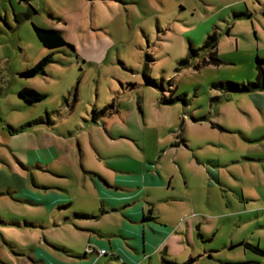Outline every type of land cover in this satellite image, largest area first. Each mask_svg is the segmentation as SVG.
<instances>
[{"label": "rangeland", "instance_id": "rangeland-1", "mask_svg": "<svg viewBox=\"0 0 264 264\" xmlns=\"http://www.w3.org/2000/svg\"><path fill=\"white\" fill-rule=\"evenodd\" d=\"M131 1L0 0V264H38L34 253L45 255L38 247L48 249L46 236L80 254L99 253L100 246L89 240L96 236L92 229L109 220L116 230L123 214L99 215L96 181L117 191L113 180L108 184L100 175L140 176L145 162L162 182L173 178L180 198L157 204L172 229L168 254L158 252L137 264H182L191 258L195 264H264V255L252 247L226 246L243 239L264 247V89L225 88L258 77L264 0ZM33 23L65 31L75 48L48 49ZM214 33L213 51L203 44ZM47 54L53 61L44 72L23 74ZM25 86L46 97L25 102L19 94ZM113 104L117 112L109 114ZM60 117L77 133L54 135L51 127L67 131ZM52 136L76 156L79 181L36 164V155L48 156L41 145ZM240 191L253 196L243 199ZM35 192L63 194L70 203L63 215L88 208L98 216L79 221L87 231L75 225L32 228L35 220L53 223L56 213L36 204ZM26 221L31 225L24 226ZM113 239L142 257L123 236ZM56 255L78 261L63 251ZM97 260L91 264H106L103 257Z\"/></svg>", "mask_w": 264, "mask_h": 264}, {"label": "crops", "instance_id": "crops-1", "mask_svg": "<svg viewBox=\"0 0 264 264\" xmlns=\"http://www.w3.org/2000/svg\"><path fill=\"white\" fill-rule=\"evenodd\" d=\"M120 3H130L133 2L131 0H118ZM65 33V31H64ZM56 110V109H55ZM54 110V111H55ZM113 114V113H112ZM52 115V114H51ZM49 117V123L52 125L55 123V120L51 117ZM66 121V118L60 117V123L63 124L67 128V133L63 132L62 130H59V128L55 129L51 127V131L54 132L57 136H62L64 138H67L69 136H73L76 132L75 127L68 122L63 123L62 121ZM48 123V124H49ZM94 124H99V121L94 122ZM60 126V127H63ZM73 128V129H72ZM83 128V127H79ZM42 148L47 152L48 156L46 155H36L37 161L36 164L41 166L45 171L51 172L53 175L56 176H70L75 181H79L81 173L79 169L74 168L75 166L73 162L77 159L74 153L70 154L67 153V150L63 148L57 140L52 136L50 138V141L47 145H41ZM81 150V149H80ZM64 162H60L61 159H64ZM53 162V166H49ZM66 164V165H63ZM66 167H69V170L66 169ZM143 174L140 176H126V175H117L114 177V179L111 178H105V176L102 174L100 175L108 184L109 182H112L110 180H113L114 185L117 186V191H111L105 189L98 181H96V186L100 192V195L102 196L101 204L102 209L99 212V215L104 213H111L113 214V217L116 219H119L117 215L114 216V214H123L122 222L118 225L116 230H113V224L111 221L108 220L107 226H100V227H94L92 229L93 233L96 235L94 238L89 239L95 241L97 245L100 246L101 249H106V253L102 254L101 256L100 252L97 251L80 254L77 250L73 248H69L65 245H62L60 243H57L55 241H47L48 237L46 236V242L48 249H45L43 247H38L43 254H45L54 264H91L94 260H97V263H99L103 257V260L106 264H110L108 261V258H106L108 255L111 256V258L119 259L124 261V264H137L138 261L142 258H153V256L160 252L167 253V240L169 236L171 235L172 229L169 225V223L163 219V214L161 213L160 209H158L157 204L158 202H176L177 198H180L178 195H175V185L173 184V178L171 177V180L169 178V183L166 184L162 182L156 172L153 170V167L149 168L148 162H145L142 164ZM157 168V167H156ZM48 169V170H47ZM158 169V168H157ZM121 171L125 172H132L136 173L137 171L131 170V169H123L120 168ZM95 173L92 171H87V173ZM85 171V175L87 174ZM217 175V174H216ZM162 178L168 179L167 176H163ZM220 179V178H219ZM141 180V181H140ZM221 180V179H220ZM223 184V183H222ZM224 185V184H223ZM42 187V186H39ZM78 190V187H76ZM164 189V190H163ZM241 192V196L243 199L249 198L248 196H253L248 194L245 195L243 191ZM258 198H263V196L258 193ZM39 197V198H38ZM256 197V196H254ZM35 201L36 204L40 205H47L50 207V210L56 211L54 214L55 219L54 222L51 223L50 221H45L44 219L40 221H31V222L24 223V226L31 225L32 228H42L46 229L48 226L52 225V227H59V226H71L75 225L76 229L78 230H84L87 231L88 228L83 227V224H79L80 220L87 219V218H93L97 217L95 216L98 214L96 210H90L88 208L86 209H79L77 210V213H72L71 215H63L62 211L65 207H67V204L65 201L67 200L66 197L63 196V194H58L56 192L53 193H39L35 192ZM116 199V200H115ZM264 200V198H263ZM157 207V210L155 209ZM103 211V212H102ZM61 214V215H60ZM74 214V215H73ZM79 214H87L89 216H80ZM62 218V219H61ZM243 220V219H240ZM21 224V223H20ZM29 224V225H27ZM121 235L126 240V244L128 247L133 249L135 252L142 255L138 256L139 258L136 259L137 255H134L131 253L125 246L124 243L121 240H114L113 238L115 236ZM246 243L243 239H240L239 241H235V239H231L226 246H229L230 248H234L235 246L244 245ZM249 243V242H248ZM259 248L264 250V247H260L259 244H257ZM246 247V246H245ZM108 248L114 252L109 254ZM247 248V247H246ZM63 252L67 253L68 258H76L78 261H70L68 259L64 260V258L58 259L57 255L58 253L62 254ZM261 253V252H259ZM129 255L127 258L126 255ZM36 255V259H34V262L38 264H48L47 257L45 255H42L39 253V255L34 253V256ZM261 255H264L261 253ZM100 256V257H99ZM168 256V255H167ZM131 258V259H129ZM33 259V258H32Z\"/></svg>", "mask_w": 264, "mask_h": 264}, {"label": "trees", "instance_id": "trees-1", "mask_svg": "<svg viewBox=\"0 0 264 264\" xmlns=\"http://www.w3.org/2000/svg\"><path fill=\"white\" fill-rule=\"evenodd\" d=\"M31 10H36L35 8H31ZM35 32L40 39V41L44 44L45 47L48 49H56L65 45L70 46L71 48H75L72 43H70L66 37L65 34L62 30L58 28H53L51 26L45 27L38 25L36 23H33ZM218 44V37L217 35L210 34L207 39L205 40L203 47L210 48L213 51L216 49ZM191 50L195 52V49L191 47ZM53 61L52 54H47L45 55L42 59H40L36 64H34L32 67L26 69L23 71V74L27 76H36L42 72L45 71L47 65ZM214 61V60H211ZM258 63V68H259V73L256 81L254 82H249L247 84L245 83H236V82H228L225 84V88L232 90V91H255V90H262L264 89V67L262 66V63H264V60H261V58L256 59ZM185 62V61H183ZM148 83H151L153 80L149 79L148 77L146 78ZM20 96L27 101L28 103H34L37 101H40L46 97V93H43L39 91L38 89L31 87V86H25L23 87L20 92ZM169 101H172L170 99ZM111 107V106H110ZM109 108V105L103 110V112H107ZM114 110H110L109 114H112L114 111L117 112V109L115 108V105L113 104L112 108ZM38 122L40 123H45L44 119H38ZM33 122L29 123L32 124ZM81 216H89L87 214H79ZM246 247H252L255 251L261 252L264 254V250L259 248L257 245H252L251 243H244ZM195 259L191 258L188 261H185L182 264H195Z\"/></svg>", "mask_w": 264, "mask_h": 264}, {"label": "built area", "instance_id": "built-area-1", "mask_svg": "<svg viewBox=\"0 0 264 264\" xmlns=\"http://www.w3.org/2000/svg\"><path fill=\"white\" fill-rule=\"evenodd\" d=\"M93 251H94L93 249H90V252H93ZM104 253H106V249H101L100 254H104Z\"/></svg>", "mask_w": 264, "mask_h": 264}]
</instances>
